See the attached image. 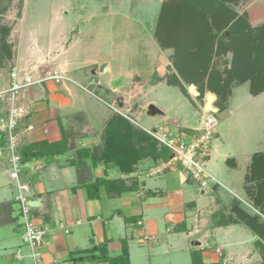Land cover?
<instances>
[{"label": "crops", "instance_id": "0c3cea01", "mask_svg": "<svg viewBox=\"0 0 264 264\" xmlns=\"http://www.w3.org/2000/svg\"><path fill=\"white\" fill-rule=\"evenodd\" d=\"M22 20L21 12L17 30L11 29L7 37V45L13 42L8 39H16L11 45L15 61L11 69L0 68V90L9 87L12 70L25 73L22 71L41 62L37 57L52 54V49L69 38L65 30L58 32L55 45L23 44ZM97 64L90 75L110 74V83L117 78L109 63H105L106 72H99L104 62ZM70 75L74 83L33 85L18 92L14 102L19 113L17 146L41 141L64 143L63 152L52 163L32 160L23 165L20 175V180L30 185L29 199L36 202L32 221L47 230L39 249V264H110L124 250L129 264H192L193 252H199L203 264H228L233 254H221L223 249L238 253L247 242L256 246L258 238L253 234L248 240L244 238L250 230L236 213L233 217L226 203L216 199L214 209L203 204L218 189L217 184L210 185L212 180L200 188L178 165L155 173L158 161L146 156L132 161L128 153L134 148L141 156L142 147L130 139L129 128L105 133L111 122L117 118L118 122L127 121L126 117L96 114L82 96L85 72L72 71ZM9 109V101L0 100V264H34L22 243L17 190L10 179V152L1 131ZM83 149L92 153L79 155ZM229 160L226 164L231 165ZM77 166L82 179L116 184L100 186L97 197L89 198L87 189L78 183ZM133 183L137 184L135 190L114 194L113 188ZM218 230L221 235L213 236ZM231 234L234 241L228 239Z\"/></svg>", "mask_w": 264, "mask_h": 264}, {"label": "rangeland", "instance_id": "374dc122", "mask_svg": "<svg viewBox=\"0 0 264 264\" xmlns=\"http://www.w3.org/2000/svg\"><path fill=\"white\" fill-rule=\"evenodd\" d=\"M0 1V30H17L23 13V44L35 41L41 45L49 42L55 45L58 32L67 30L69 33V38L62 40L60 47L50 51L52 54L37 57L41 62L22 72H33L37 79L53 69L70 79L72 71L85 72L86 82L80 86L90 92L83 91L86 102L90 107L93 105L98 115L114 113L121 118L126 117L130 139H136L138 131L144 132L159 149L152 133L175 137L183 134L184 139L190 140L206 129L209 120L212 121L205 169L213 178L210 185L217 184L218 189L212 197L205 198L203 204L214 209L216 199L223 201L228 209L231 207L233 217L236 213L250 230L244 233V238L248 240L253 234L264 244V239L255 232L257 224L264 225V167L259 166L262 159L252 166L253 156L264 154V91L254 96L251 79L241 82L229 76L234 61L231 50L234 41L260 39L264 0H216V6H222L221 11L214 19V13L205 15L212 17L208 22L211 33L217 38L208 69L218 72L220 79H211L207 73L199 82L204 89L201 98H198L194 85L187 86L178 76L173 66L175 52L172 48H164L163 39L157 34L162 8L173 1L191 0ZM159 32L165 34L164 29ZM220 36L224 39L220 42L223 45L221 50L225 48L222 53L219 52ZM8 41H13V46L16 39ZM11 53L14 62L15 55L13 51ZM101 62L109 63L112 73L123 78L122 86L112 91L110 74L90 75V71H94L97 63ZM8 64L3 62L2 67ZM174 76L186 88L187 94L174 83ZM191 86L194 92L190 90ZM214 86L221 95L214 105L215 97L212 107L217 111L212 113L204 106L208 94L215 96L210 89ZM139 139H136V144L147 149V144ZM132 152L138 154L134 148ZM228 159L232 166L226 164ZM158 162L159 167L166 163ZM254 216L259 217V222L253 220ZM212 235L220 236L221 231H214ZM232 237V234L228 236L229 241H234ZM228 253L233 254L228 264H240V261H243L241 264H260L263 261L262 251L253 247L252 242H247L238 253L229 248L221 252Z\"/></svg>", "mask_w": 264, "mask_h": 264}, {"label": "trees", "instance_id": "16d2710c", "mask_svg": "<svg viewBox=\"0 0 264 264\" xmlns=\"http://www.w3.org/2000/svg\"><path fill=\"white\" fill-rule=\"evenodd\" d=\"M7 1L10 2L11 0ZM215 2L216 0H191L180 3H175L173 1L162 8L160 21L158 23L157 34L161 40L163 39L162 46L164 48H172L175 52V59L173 60L175 71L187 86L194 85L197 88L199 93L198 98L203 97L204 93V89L199 84V82L207 73L210 75L211 79H220L218 72L208 69L213 43L217 40L215 35L213 36L211 33L212 31L208 21L212 17L214 19V17H216V13H219L222 7H220V5L216 6L217 4ZM209 12H211V15L214 13V15L208 18L206 16ZM177 18H179L178 22H174V20ZM237 26L238 30L241 31L238 24ZM161 29H164L165 34H160L159 31H161ZM0 32V67H2L3 62H8L9 64L2 68L8 69L10 67L11 69V66H13V53H11V45H7L9 31L6 30L4 32V29H2ZM260 34L261 36L259 41H253L252 38L248 39L247 41L246 38H241V40L236 39L237 41H234L233 46L231 47L234 61L232 62L229 76L232 78V80L239 79L241 82H246L248 81L247 79H251V92L254 96L264 91V21L260 26ZM221 41H224V39L220 36L218 38L220 53L225 52V48L221 50V48H223V45H220ZM167 42L168 44L166 45ZM250 54L251 56H249ZM250 57L252 58L250 59ZM173 81L176 85L178 84L182 93L187 94L186 88L181 86L180 82L175 76ZM210 89L216 97V101L214 102L215 105L220 98L221 92L218 88H215V86ZM219 111L220 109H218V112ZM118 120V118L115 119L107 126V130L105 132L106 134H112V132H115V130L118 129L127 130L129 128L125 120H123V122H118ZM4 136L5 145H7V137L5 134ZM137 136H135L136 139L138 140V138H140L139 140H141L143 143H146L148 148L144 149L142 146L141 156L139 155V150H137L138 154H133V152L128 153L130 158L134 156L131 159L132 161H136L137 158L139 159V157L145 156L153 159L155 162H167L169 160L170 153L166 148L158 144V149L155 141L144 132L138 131ZM63 144V142L54 144H49L44 141L35 142L16 146V153L20 156L22 164L28 163L32 160H43L44 163L50 164L54 161L56 155H59L63 152ZM85 153L90 154L92 152L83 149V151H80L79 155L83 156ZM257 160H261V164L259 166L264 167V154L254 155L252 166L257 162ZM75 168L77 170L78 183L80 186H84L87 189L89 198L95 199L97 197L98 188L100 186L104 185L107 187H114L116 184L115 182H109L105 180H96L92 182L91 178L86 179V177H83L84 179H82V176H79L80 169L78 166ZM84 169L85 168L82 170ZM83 176H85L84 173ZM136 188L137 184L133 183L129 187L121 186L113 189L115 191L114 194L119 195L125 191H133ZM253 220L259 222L260 219L258 216H254ZM255 232L264 239V225L257 224ZM261 241L262 240L257 241L256 246L263 253V261L260 264H264V244H262ZM199 258V252H193L192 264H203ZM110 264H129L127 251L124 250L119 257L112 259Z\"/></svg>", "mask_w": 264, "mask_h": 264}, {"label": "built area", "instance_id": "2783aa9c", "mask_svg": "<svg viewBox=\"0 0 264 264\" xmlns=\"http://www.w3.org/2000/svg\"><path fill=\"white\" fill-rule=\"evenodd\" d=\"M44 82H52L61 85L65 82L74 83L63 72L53 69L43 74L42 78H36L33 72L19 73L12 70L10 73V85L7 89L0 90V100H8L10 109L7 120L1 125V131L7 137V150L10 152V179L17 190L15 201L18 206L19 217L22 219V243L28 248L30 257L34 264H39V249L43 244L46 229L38 228L32 221V207L29 205L30 199L27 195L30 185L20 180L23 165L20 156L16 153V128L19 113L14 106L16 94L30 86L39 85ZM87 92V89L81 87ZM212 121L206 125V129L196 137L188 140L183 136H171L170 134L151 135L158 144L170 152L169 160L162 164L155 173L163 171L166 166H180L187 176L200 188H205L209 180L213 178L206 172L205 163L208 158V141L211 135ZM141 223H139L140 225Z\"/></svg>", "mask_w": 264, "mask_h": 264}, {"label": "water", "instance_id": "95a60500", "mask_svg": "<svg viewBox=\"0 0 264 264\" xmlns=\"http://www.w3.org/2000/svg\"><path fill=\"white\" fill-rule=\"evenodd\" d=\"M106 71H107L106 64H102L101 67H100V69H99V72H106ZM122 80H123L122 77H118V78L112 80L111 83H110L111 86H112V89H117L118 87H120L121 84H122ZM191 87H193V86H191ZM214 100H215V96L213 94H208L207 95V98H206V103H205L204 109L205 110H208V111H210L212 113H215L217 110H215V109H213L211 107V105H212V103H213ZM153 111L156 112L157 110L154 109ZM206 160H208V158H206ZM35 203L36 202L30 201L29 205L32 208H34L35 207ZM17 215H19L18 206H17ZM18 219H19L20 223H22V219L20 217H18Z\"/></svg>", "mask_w": 264, "mask_h": 264}, {"label": "bare ground", "instance_id": "6f19581e", "mask_svg": "<svg viewBox=\"0 0 264 264\" xmlns=\"http://www.w3.org/2000/svg\"><path fill=\"white\" fill-rule=\"evenodd\" d=\"M190 90L192 91V92H194V87H190ZM211 107H212V105H211ZM213 108V107H212ZM213 109H215V108H213ZM216 110V109H215Z\"/></svg>", "mask_w": 264, "mask_h": 264}]
</instances>
